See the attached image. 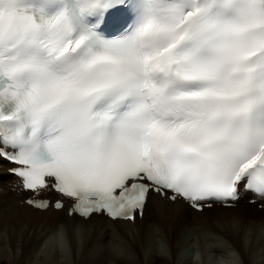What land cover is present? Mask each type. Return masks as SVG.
<instances>
[{
    "label": "snow or ice",
    "instance_id": "6c2138e0",
    "mask_svg": "<svg viewBox=\"0 0 264 264\" xmlns=\"http://www.w3.org/2000/svg\"><path fill=\"white\" fill-rule=\"evenodd\" d=\"M2 161L86 219L264 197V0H0Z\"/></svg>",
    "mask_w": 264,
    "mask_h": 264
},
{
    "label": "bare ground",
    "instance_id": "6f19581e",
    "mask_svg": "<svg viewBox=\"0 0 264 264\" xmlns=\"http://www.w3.org/2000/svg\"><path fill=\"white\" fill-rule=\"evenodd\" d=\"M5 170V166L0 162V214L4 212V210H11L10 208L17 212H25L27 217L25 216V218H22L21 216L20 218L22 220L27 219L28 222L33 225L35 224V226H38L41 231H43L41 239H39V234H37V243L35 242L31 245L28 251L23 255L24 259L17 262L18 264H68L65 260H63L64 258L61 255H55V251H57L56 246L62 241L61 239L64 233H66L69 238L73 264H172L175 257L174 254L179 250V248L181 246L183 247L184 244H190L192 239L195 240V237L190 239L189 236L186 235L188 232H185L186 230L182 228L183 226L181 223L185 219V214L190 213L197 216V213L190 210L179 201L174 203L150 194L149 200L145 205L144 214L140 217V220L136 216V219L132 222L119 220L110 221L99 215H91L86 220H83L74 215L67 216L66 208L53 210L51 207H48L42 212L23 204V196L16 193L15 188H13L12 181L9 179L8 175L5 174ZM13 202L14 205L21 202L20 206L22 207L13 206ZM213 208H219V210H215L218 212H226L231 209L229 208L224 211L222 210L224 208L212 207L211 209ZM207 212L208 209L203 210L201 214L203 215ZM43 215H46L47 218H38ZM2 220L0 217V264H12V261H14L12 247H14V244L18 242L21 234L20 232H17L16 234L10 232L9 236H7V239L9 238L7 242L6 237L3 236L5 228L7 227L3 224ZM55 230L58 231L55 232ZM207 230L203 231V233ZM198 232L200 233V231ZM208 235L205 237H209ZM210 235L213 236L212 234ZM227 236H229V234ZM46 237V242L49 243V247H51V245L53 247L50 258L48 257L45 259V256L43 255L44 250H42L43 248L40 249L39 245H41V241L43 242V238ZM224 238L222 239L223 241L219 238L220 242L224 243L225 240H227ZM160 240L165 242V244H167L170 248V252H168L170 253V257L172 256L173 260L167 256L168 254L159 255L153 251V247H156L158 241ZM206 241L204 242L206 243ZM209 241L207 242L209 243ZM46 242L44 244H46ZM193 243H195V241ZM226 243L227 242H225V244ZM201 244L204 246L203 241ZM203 246H201V248H205V250L209 249V246H206V244L205 246L207 248ZM195 247L197 246L195 245ZM220 249L223 250V248ZM47 252L49 254V250ZM224 252H226L225 249ZM209 254L210 253H208V255ZM251 255L252 251H244L243 256L241 257L242 262L244 264H250ZM189 259L191 260V256ZM214 264L241 263H239L235 256L232 255L225 259H219Z\"/></svg>",
    "mask_w": 264,
    "mask_h": 264
},
{
    "label": "rangeland",
    "instance_id": "374dc122",
    "mask_svg": "<svg viewBox=\"0 0 264 264\" xmlns=\"http://www.w3.org/2000/svg\"><path fill=\"white\" fill-rule=\"evenodd\" d=\"M20 205H21V202L16 203V205H14V202H13V206L22 207ZM10 209L11 210H4V212L0 214V217H1V220L3 219L2 220L3 224L6 225L7 227L5 228V232L3 233V236L6 237V239H7V236H9L10 232L13 234L20 232L21 234V237L19 238L18 242L14 244L15 248L12 247L13 255H14V261H12V264H15V263L18 264L17 262L22 261L24 259L23 255L28 251L31 245L34 244L35 242L37 243V239H36L37 234H39V239H41V237L43 236L42 235L43 231H41V229L38 226H35V224L33 225L32 223L28 222L27 219L22 220L20 218L21 216L22 218H25V216L27 217L25 212H17V211H14L12 208ZM215 210H219V208H213L211 210L208 209V212L203 215L201 213L200 214L197 213V216H194L190 213L185 214V219L181 223V225L183 226L182 228L186 230L185 232H188V233L191 232L189 234L186 233V235L189 236L190 239H192V237L193 238L195 237L194 238L195 240L192 239L190 241V244H188L189 246L187 244H184L186 246L184 245L183 247L181 246L179 250L175 253L176 255L177 254L178 255L176 256L174 254L175 256L174 260L172 256L170 257V253H169L170 248L162 240L158 241V244L161 247L157 244L156 245L157 248L155 246L153 247L154 249L152 248L153 251L158 253L159 255L168 254L167 256H169L171 260H173L172 264H175V262L176 264H185L186 262H187L186 264H195V263L196 264H214L219 259H225L232 255L235 256V258L237 259L239 263L244 264L241 259V257L243 256V252L252 251V255L250 258V264H264V211L256 208V205L251 206L245 203L244 204L238 203L234 208H231L229 210L222 209L224 211L228 210L226 212H218ZM38 218L40 219V218H47V217L46 215H43ZM140 219L141 218H139V220ZM205 230L207 231L203 233V231ZM57 231L58 230H55V232ZM198 231H200V233L202 231V233L200 234ZM206 233L207 235L209 234L208 235L209 237H205L207 236ZM210 234H212L213 236H211ZM228 234L230 238L229 236H227ZM222 236H224L225 238ZM211 237L214 242L212 241ZM217 237L221 238L220 239L221 241H223L222 240L223 238L227 239L225 240V242L230 243V244H227V243L225 244V242L224 243L220 242L219 238ZM197 239H199L201 242L203 241L204 246ZM8 240L9 238L7 239V242ZM61 240L62 241L56 246L57 251H55L56 252L55 255L56 254L61 255L64 258L63 260H65L68 264H73V256L70 250L69 238L66 235V233L63 234V237ZM206 240L207 241L210 240L209 243ZM46 241H47V237L43 238V242L41 241V245H39L40 249L43 248L42 250H44L43 255L45 256V259L48 257L50 258V255L52 253V247H53L52 245L51 247H49V243ZM194 241L195 243H193ZM204 241H206V243ZM45 242L46 244H44ZM205 244L206 246H209V249L211 248L212 250L210 249L211 250L210 251L209 249L205 250V248H201V246L206 247ZM195 245L198 248L195 247ZM220 248H223V250H221ZM224 249L226 252H224ZM48 250H49V254L47 252ZM208 253L210 254L208 255ZM190 256H191V260L189 259Z\"/></svg>",
    "mask_w": 264,
    "mask_h": 264
}]
</instances>
